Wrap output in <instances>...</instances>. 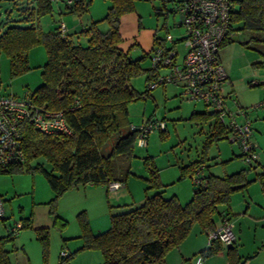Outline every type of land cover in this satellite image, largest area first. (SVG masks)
<instances>
[{
  "label": "trees",
  "instance_id": "16d2710c",
  "mask_svg": "<svg viewBox=\"0 0 264 264\" xmlns=\"http://www.w3.org/2000/svg\"><path fill=\"white\" fill-rule=\"evenodd\" d=\"M107 1L109 7L101 20L109 25L106 32L98 29L101 21H91L75 36L67 29L60 31L61 21L53 31L42 30L40 20L51 15L53 3H63L64 13L82 15L88 10V0H75L71 5H67L65 0H26L20 12L28 25H6L0 31V53L8 58L12 77L30 71V51L38 45L44 47L46 62L41 71L42 83L32 93L25 94L36 106L62 112L72 131L71 135H47L27 123L23 124V160L1 169L0 173L40 171L55 198L79 186L108 188L115 182L123 185L131 175L136 130L140 125L129 122L128 104L142 96L131 87L130 80L141 71V67L139 60H132L118 45L121 41L120 17L132 11L135 0ZM29 2L34 6L29 7ZM62 13L60 10L59 14ZM237 31L264 34V0H233L230 28L218 52L224 45L234 42L232 35ZM79 36L84 42L78 41ZM249 40L241 44L248 48L251 41L264 42L258 36ZM254 66H259V63ZM153 70L148 82L156 77L157 70ZM189 120L197 123L213 120L207 144L227 139L230 132L211 111H193ZM155 121L159 120H149L141 125ZM116 135V140L106 151L109 141ZM39 159L49 165L48 170ZM202 162H194L183 170L189 176L193 173L199 175ZM144 163L149 175L145 179L147 186L142 202L134 207L123 205L124 211L111 213L109 226L102 231H92L88 221L79 214L78 239L81 246L78 251H99L102 264H165L166 253L177 247L195 225L204 232L214 227L215 215L228 218L226 210L231 195L245 190L251 182L247 179L251 167L222 176H199L197 182L194 181L197 189L188 201L182 203L175 196H162L159 170L152 157L147 156ZM262 175L264 172L260 177ZM221 207L225 211H220ZM54 218L59 228L65 227L66 221L58 216ZM20 226L21 229L26 224L20 223ZM5 233L6 237L0 238V264H11L3 244L18 233ZM48 235V231L43 230L38 238L44 247V264ZM218 244L214 241L199 253L203 260L218 252ZM61 253L56 264H70L72 254Z\"/></svg>",
  "mask_w": 264,
  "mask_h": 264
},
{
  "label": "rangeland",
  "instance_id": "374dc122",
  "mask_svg": "<svg viewBox=\"0 0 264 264\" xmlns=\"http://www.w3.org/2000/svg\"><path fill=\"white\" fill-rule=\"evenodd\" d=\"M88 1H90L88 10L82 15V19L89 22L101 21L106 16L109 2L107 0ZM13 3V0H0V31L6 25H28L20 13V5L18 9L12 8ZM60 10L63 11L62 15L59 14ZM71 18L72 15L64 13L63 3L56 2L53 3L51 15L40 20V26L44 32H48L49 29L43 27L44 22H48L54 28L60 21L69 24ZM178 22L179 14L176 6L171 2L162 3L159 0H135L132 11L120 17L121 41L118 47L127 52L132 60H139L141 67V71L130 80L131 87L142 97L128 104L129 122L138 126L154 119L163 121L165 127L163 130L151 131L145 147L135 145L131 175L124 184L126 195L122 197L120 203H114L113 199H108V204H128V206L134 204L131 207L140 204L133 200V196L144 194L143 189L147 186L145 179L149 175L144 160L150 156L159 170L162 196L164 198L175 196L182 203L188 201L197 189L194 179L199 176L208 174L222 176L227 174V171L234 173L251 167L247 173L250 184L245 190L235 192L232 197L240 196L247 204L255 203L254 206L264 215V175L260 177V174L264 172V166L244 162L240 157L238 145L229 143L227 139L207 144L213 130V120L197 123L190 121L189 117L193 111L209 110L200 103L182 98L180 86L166 84L154 90H147L148 80L152 71L154 72L150 62L152 50L158 46L159 40L167 36L180 40L184 30L175 26ZM98 29L106 32L109 25L103 20L98 24ZM70 34L75 36L78 33ZM255 36L264 41V34L237 31L232 36L234 42L224 45L219 53L225 70L230 65L236 76L232 79L234 93L231 94V101L227 104L232 112L239 110L246 112L252 130L251 140L260 150H264V106L256 107L264 100V86H255L252 83L257 80L255 73L264 71V42L251 41L248 43V48L241 44ZM179 40L176 44L178 62L184 55L183 44ZM78 41L84 42L83 37L79 36ZM45 62V49L42 45H38L29 54L31 70L12 77L9 71V60L5 54L0 53V94L21 97L25 93H32L42 83L41 71ZM257 63L259 66H254ZM223 91L225 92V88ZM233 101L236 103L235 106L232 104ZM236 121L242 123L243 117L236 116ZM116 138L117 135L111 138L106 151ZM261 153L264 159V151ZM199 161H203L199 175L193 173L189 176L183 170ZM39 162H43L45 168L49 169V165L42 159H39ZM228 162L232 164L226 169ZM80 189L83 190V187ZM76 190L71 189L55 198L40 171L0 173V197L4 207L0 220V238L6 237L4 228L12 226L14 221H20L21 225L26 224L16 236L4 241L3 248L11 264H44V247L38 239L43 230L49 233L45 264H56L60 250L67 255L72 254L70 264H102L103 259L99 251H78L81 246V240L78 239L80 234L78 215L84 217L89 226L98 224V216L94 213L92 206L88 208L86 201L84 202V195L75 194ZM81 190L80 194L83 193ZM111 209L112 206L106 205L104 220L108 222ZM55 216L66 221L65 227L59 228L58 224L54 223ZM99 218L103 217L99 216ZM259 232L261 228L256 229L254 226L242 232L238 244L241 254L250 253L253 248H257L254 247L256 244L254 238Z\"/></svg>",
  "mask_w": 264,
  "mask_h": 264
},
{
  "label": "built area",
  "instance_id": "2783aa9c",
  "mask_svg": "<svg viewBox=\"0 0 264 264\" xmlns=\"http://www.w3.org/2000/svg\"><path fill=\"white\" fill-rule=\"evenodd\" d=\"M52 2L57 0H51ZM75 0H65L71 5ZM162 3H173L179 14L175 25L184 30L179 39L171 36L158 41L152 50L150 62L152 69L157 70L156 77L149 81L147 87L154 90L166 84L180 86V96L187 101L200 103L217 115L218 120L230 129L227 141L237 144L241 158L246 163H257L259 153L251 140V126L246 112H232L227 103L231 98L223 91L228 84V74L218 58L220 43L230 28L233 0H159ZM60 31L66 29L65 23L59 24ZM182 41L184 55L178 62L176 44ZM161 70L163 72H161ZM232 104L235 106V102ZM264 106V100L256 107ZM241 115L243 122L238 123L236 116ZM29 124L43 134L71 135L62 112H53L33 104L27 94L16 97L0 94V170L15 165L23 160L22 133L23 124ZM163 121H155L137 128L135 145L145 147L148 134L163 130ZM135 129V127H132ZM198 172V171H197ZM197 182L196 179H194ZM120 183H110L109 190H117ZM4 213L0 197V220ZM20 222H14L5 231L16 235ZM208 244L217 241L222 245L235 243L233 224L229 218H222L217 229L207 235ZM65 255V252L61 253ZM192 264H203L201 254L193 257Z\"/></svg>",
  "mask_w": 264,
  "mask_h": 264
},
{
  "label": "crops",
  "instance_id": "0c3cea01",
  "mask_svg": "<svg viewBox=\"0 0 264 264\" xmlns=\"http://www.w3.org/2000/svg\"><path fill=\"white\" fill-rule=\"evenodd\" d=\"M16 1L17 3L16 4L13 3L12 8L18 9L19 5H20V8H22L26 4V0H16ZM28 6L29 7L34 6V3L29 2ZM70 15H72V18L70 19L69 24L63 21V23H65L66 25V29L68 33H71V32L78 33L80 32L83 26L88 25L90 23L88 20L86 21L82 19V15L84 14L82 15L70 14ZM56 26H54V28ZM43 27L45 29H49L48 31L54 30V28H52L48 24V22H44ZM219 52H218V58L221 62ZM226 72L228 74V84L224 88H225V93H227L228 96L231 97V94L234 93L233 91L234 85L232 83V79H234L236 76L234 75V70L232 72L230 65L228 68H226ZM255 74H256L257 80L252 81V83L255 86H264V71L258 72ZM255 147H256L255 150L259 153L258 161L256 164L264 166L262 165V160L264 159H262V153H261V151H264V150H260L257 147V144H255ZM231 164L232 163H229V162L226 163L225 168L228 169L229 166H231ZM229 173H232V172L227 171V174ZM141 185L143 186L144 184H141ZM80 188L82 187L79 186L78 188H76L77 190L75 194L84 195L85 197L84 202L86 201L88 208L92 206L94 213L98 216L97 217L98 224H96V226H90L92 231L94 232L105 230L108 227L109 222L104 220V214L106 212V205L112 206L110 213L112 212L119 213L126 209V208L125 209L121 208L125 204H121V205L120 204L118 205L108 204L109 203L108 199L109 200L113 199L114 203H120V201L122 200V197L126 195V193L124 192L126 185L124 184L117 190H109L105 186H93V185L84 186L83 190H81ZM80 190L83 193L80 194L79 193ZM232 196L233 194L231 195V197ZM143 197H144V194H141L137 197L133 196V200L136 201V203H141L143 200ZM246 204L247 203L245 202V200L242 199L240 196L236 198L232 197V199H230L229 207L226 210V213H227L228 218L233 224V230L235 233V243L231 247L218 244V247H219L218 252L204 257L203 264H264V218H262V216L264 215H262V212L254 206L255 203H248L247 205ZM129 205L132 206L134 204H129ZM244 205H246L245 209H244ZM117 207H120V208H117ZM85 209L86 211H88L87 208ZM220 211L222 212L225 211V208L221 207ZM99 216H102L103 218L101 219L99 218ZM222 217L223 216L221 214L215 215L214 227L204 232L201 230L200 227L195 225L191 233L177 247L169 250L166 253L164 257L165 264H192L193 257L196 254H199L202 251L206 250V248L209 246L207 235L209 232L218 228ZM252 226H254L256 229L261 228V232H259V234H257L256 237L254 238V243H256L254 247H257V248H253V251L250 253L241 254L238 244L241 239L242 232H246ZM257 244L259 245L257 246Z\"/></svg>",
  "mask_w": 264,
  "mask_h": 264
},
{
  "label": "water",
  "instance_id": "95a60500",
  "mask_svg": "<svg viewBox=\"0 0 264 264\" xmlns=\"http://www.w3.org/2000/svg\"><path fill=\"white\" fill-rule=\"evenodd\" d=\"M232 245H229L228 247H231Z\"/></svg>",
  "mask_w": 264,
  "mask_h": 264
}]
</instances>
